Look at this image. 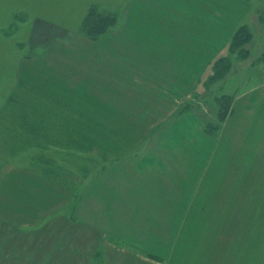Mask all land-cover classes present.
I'll list each match as a JSON object with an SVG mask.
<instances>
[{
  "label": "crops",
  "instance_id": "obj_1",
  "mask_svg": "<svg viewBox=\"0 0 264 264\" xmlns=\"http://www.w3.org/2000/svg\"><path fill=\"white\" fill-rule=\"evenodd\" d=\"M251 10L248 0H126L115 24L97 39L50 22L59 35L36 40L40 47L16 67L27 94L21 103L0 105V220L33 237L56 238L58 228L63 238L91 243L65 247L60 238L49 264L64 253V264H138L136 256L126 262L132 250L120 246H107L103 262L96 256L73 261L71 253L102 251L92 244L97 231L121 235L117 223L135 220L145 205H203L208 212L225 206L227 219L233 205L264 206V67L254 58L242 60L240 82L216 133H206L193 111L174 115L197 94L211 62ZM44 95L109 127L122 147L103 153L51 143L61 135L52 127L65 121L41 110ZM74 154H94L98 165L90 172L75 166L85 173L79 179L63 157ZM54 169L66 179L50 175ZM109 252L121 256L109 258ZM211 252L208 264H216L219 250ZM248 264H264V246Z\"/></svg>",
  "mask_w": 264,
  "mask_h": 264
},
{
  "label": "rangeland",
  "instance_id": "obj_2",
  "mask_svg": "<svg viewBox=\"0 0 264 264\" xmlns=\"http://www.w3.org/2000/svg\"><path fill=\"white\" fill-rule=\"evenodd\" d=\"M125 1L0 0V105H4L8 100L12 101L14 95L15 101L19 100L21 103L23 95L27 94L25 83L16 76V67L19 59L31 56L33 49L40 47L35 45L36 40L59 35L56 32L60 30L50 27V22L66 25L69 29H80L79 24L86 13L84 12L86 8L94 7L98 13L115 15ZM248 2L252 5L251 16L247 20L243 19L242 22H247L254 38L244 44L247 50L244 53L246 57H236V50L232 55V67L221 80L211 83L208 79L210 71L206 72L201 78L197 94L190 101L189 106L194 108L202 123L210 120L215 125L220 124L217 118L220 105L216 102V98L223 94L232 95L238 87L243 73L242 60L247 57L254 58L255 63L264 67L263 50L260 49L264 46V0H248ZM16 105L15 103L14 107ZM21 134L24 138L25 135ZM21 134L18 132V137L22 140ZM91 155L93 156L74 154L72 157L71 155L63 157L72 164L71 166L74 165L73 168L77 166L90 172L98 165L97 157ZM77 170L75 177L80 179L85 176V173H79V169ZM142 207L143 210L141 213L137 212L135 220L117 223L121 229L123 228L121 235L97 231L98 236L93 239L92 244L99 246L100 249H97L102 251L81 253L77 250L76 253H71L73 261L83 260L86 256H96L103 262L105 248L113 245L132 250L126 253L128 259L125 261H132L131 257L136 256L133 260L138 264L144 262L146 264H208V257H211L213 253L211 251L215 248L219 250L216 253V264H228L229 261L230 264H236L237 259H240L239 262L242 264H248L255 248L264 246V214H258V209L260 212L264 208L261 205H233L230 207L231 214L228 219L223 215L225 206H215V210L214 206H211L210 212L207 206L203 205L167 203ZM239 207L242 210H239ZM67 214L71 215V207ZM56 231V238L50 236V233L37 234L39 237H33L30 234L18 233L20 231L17 228L6 225L0 220V264H49L52 248L54 245H59L60 238V245L64 244L65 247L72 245L70 243L83 246L84 249L91 245L88 238H80V236L63 238L64 229L61 231L57 228ZM76 233L83 234L81 231ZM117 254L120 255L109 252V258ZM62 255L67 256L65 253ZM62 255L56 254L57 259L53 262L64 264L61 262ZM53 262L51 264H54Z\"/></svg>",
  "mask_w": 264,
  "mask_h": 264
},
{
  "label": "trees",
  "instance_id": "obj_3",
  "mask_svg": "<svg viewBox=\"0 0 264 264\" xmlns=\"http://www.w3.org/2000/svg\"><path fill=\"white\" fill-rule=\"evenodd\" d=\"M116 20L117 18L115 15L109 13H98L94 7H91L85 14L79 30L83 35L87 36L88 38L97 39L103 33H105L107 29L113 26ZM252 37V32L249 31L247 24L243 23L235 27L224 53H222L220 56H218L215 60L211 62L209 69L210 74L208 77L211 83L224 78L226 72H228L232 67V55L236 50V57H246L244 53H246L247 50H245L244 44L250 42ZM262 55H264V53H262ZM14 98L15 95L11 99L15 101ZM40 99L41 110L46 111L48 113L50 112L55 117H59L60 119H62V121H65V126L61 125L59 127L58 125L52 127L53 129L55 128L58 133H61V135L60 139H51V143H56L57 145H65L66 147L74 149L97 148L103 153L109 151L112 152L113 150H117L122 147V140L117 139V134L113 132L112 129H110L109 127L98 123L95 119L85 115L84 113L76 109H69L67 107L62 108V106L59 104V100L51 99L50 97L48 98L46 95H44ZM232 99L233 96L227 94H223L222 96L216 98V102L220 105L217 114V118L220 124L215 125L211 123L210 120L206 122L203 121V130L206 133L214 134L218 131L221 123L223 122L225 116L230 110ZM191 100H185L183 106L179 107L174 112V115H181L191 111L196 113V111L193 110L194 108L192 106H189ZM48 102H56V104L53 105L55 107H48ZM41 127L42 125H40V130L42 131ZM65 136L67 137L66 139L63 138ZM50 175H56L61 179L65 178L64 176H67V174L63 173L61 169H54V172H51ZM77 191L78 190H74V192ZM75 205L76 199L73 200V203L71 205V212L74 211Z\"/></svg>",
  "mask_w": 264,
  "mask_h": 264
}]
</instances>
